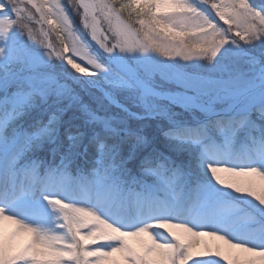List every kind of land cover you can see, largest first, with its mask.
Here are the masks:
<instances>
[{"label": "snow or ice", "instance_id": "obj_1", "mask_svg": "<svg viewBox=\"0 0 264 264\" xmlns=\"http://www.w3.org/2000/svg\"><path fill=\"white\" fill-rule=\"evenodd\" d=\"M0 264H264V0H0Z\"/></svg>", "mask_w": 264, "mask_h": 264}, {"label": "rangeland", "instance_id": "obj_2", "mask_svg": "<svg viewBox=\"0 0 264 264\" xmlns=\"http://www.w3.org/2000/svg\"><path fill=\"white\" fill-rule=\"evenodd\" d=\"M77 22H78V20H77ZM52 41L55 43V36L52 37ZM165 235H167V234L165 233Z\"/></svg>", "mask_w": 264, "mask_h": 264}]
</instances>
